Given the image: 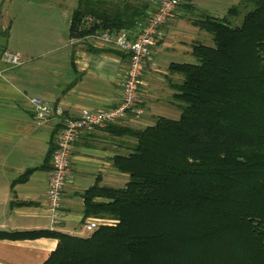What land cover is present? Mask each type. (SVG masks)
I'll return each instance as SVG.
<instances>
[{
	"label": "trees",
	"instance_id": "obj_1",
	"mask_svg": "<svg viewBox=\"0 0 264 264\" xmlns=\"http://www.w3.org/2000/svg\"><path fill=\"white\" fill-rule=\"evenodd\" d=\"M243 3L191 21L213 45L193 42L196 62L168 65L170 75H181L168 82L178 119L158 115L143 127H103L129 141L125 153L111 157L128 176L124 185L96 179L80 193L82 222H103L88 236L0 229V240L55 238L41 264H264V0ZM151 9V0H76L68 37L135 32ZM84 43L90 51L120 53ZM57 130L40 168H51Z\"/></svg>",
	"mask_w": 264,
	"mask_h": 264
},
{
	"label": "crops",
	"instance_id": "obj_2",
	"mask_svg": "<svg viewBox=\"0 0 264 264\" xmlns=\"http://www.w3.org/2000/svg\"><path fill=\"white\" fill-rule=\"evenodd\" d=\"M186 3L184 0L185 5L179 6L176 16L162 26V35L147 60L140 85L145 113L138 119L128 114L117 123L134 127L152 124L154 119L147 111V102L158 103L163 92L172 94L168 82L177 77L168 72L171 56L179 55L180 51L182 55L190 52V46L182 51L169 45L175 38L178 16L192 7H186ZM61 8L59 1L33 5L31 0H9L0 12V56L4 50L24 56L22 70H14L0 57V229L3 230L53 228L83 236L87 229H82L80 193L96 179L102 185L126 182L119 175L123 173H116L111 157L127 151L128 139L115 138L103 128L83 134L74 144L62 190L63 219L51 226L46 208L49 170L40 167L53 128L50 121L43 124L36 121L30 99L40 97L70 115L113 107L121 97L128 63L121 52H95L87 49L84 41L70 43ZM31 168L36 169L26 181L12 184ZM11 201L15 204L10 205ZM56 244L52 237L0 240V264H41Z\"/></svg>",
	"mask_w": 264,
	"mask_h": 264
},
{
	"label": "built area",
	"instance_id": "obj_3",
	"mask_svg": "<svg viewBox=\"0 0 264 264\" xmlns=\"http://www.w3.org/2000/svg\"><path fill=\"white\" fill-rule=\"evenodd\" d=\"M183 2L184 0H151L152 9L135 32L123 29L96 30L81 39L92 46L113 48L127 56L128 63L122 81L121 97L115 106L83 110L77 115H70L60 106H52L40 97L30 99L36 121L39 124L50 121L53 129L58 127L46 189V208L51 226H55L63 219L61 195L70 171L75 142L83 134L103 128L109 123H116L128 114L138 119L145 113L140 97V85L147 60L162 35V26L176 16ZM77 41L78 39L71 38L70 43ZM0 57L12 66H19L22 63L19 52L4 50ZM101 222L103 220L98 218H87L82 222V229H95Z\"/></svg>",
	"mask_w": 264,
	"mask_h": 264
},
{
	"label": "rangeland",
	"instance_id": "obj_4",
	"mask_svg": "<svg viewBox=\"0 0 264 264\" xmlns=\"http://www.w3.org/2000/svg\"><path fill=\"white\" fill-rule=\"evenodd\" d=\"M27 2V0H24ZM33 2V5L37 2L41 1H47V2H54L59 1L62 3V11H63V19L66 24V31L65 33H68V18L71 13V10L76 5V0H31ZM188 2H192L191 9L187 10L185 9V12H182L181 15L178 16V23H177V29L175 30V38L170 41L169 45H172L173 47L180 49L182 51H185L188 49L193 42H200L206 45H213L211 34L206 32L203 29H200L196 26H194L191 21L193 19H197L199 17H202L203 15H214V16H221L226 12V10L231 7L232 5L236 4L238 1L239 3H243L244 0H186ZM9 0H0V12L3 11L5 7H7ZM245 3V2H244ZM243 3V5H244ZM183 5V3H182ZM181 5V6H182ZM189 5V4H188ZM187 5V6H188ZM34 7V6H32ZM185 8V7H184ZM193 8V9H192ZM243 14L237 18V22L239 23L241 21ZM67 36V35H66ZM16 52V51H15ZM181 52V51H180ZM179 52L178 54H175L171 56L172 61L177 62H196V59L189 53H185L182 55ZM20 53V52H19ZM21 54V60L22 64L24 63V56ZM181 54V55H180ZM21 66H12L8 63L9 66L13 67L14 70H22L23 65ZM148 75V72L146 73V76ZM176 77L181 78L180 74H175ZM160 101L158 103L151 102L150 100L147 102V111L150 116L153 117L155 120L156 116H165L172 119H178L180 115V110L177 107V103L172 101L171 94L168 92H163L160 94ZM126 152V151H125ZM112 169H114L112 167ZM115 170V169H114ZM116 171V170H115ZM116 173L119 174V172L116 171ZM121 178L128 179V176L126 174H119ZM112 186L121 187L124 184L123 183H113L110 184ZM74 225H77L76 223ZM81 225H79V228ZM93 229H87L84 231L83 236H87L92 232Z\"/></svg>",
	"mask_w": 264,
	"mask_h": 264
}]
</instances>
